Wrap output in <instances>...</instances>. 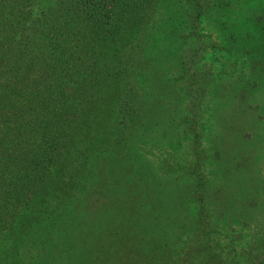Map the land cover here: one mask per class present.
Returning <instances> with one entry per match:
<instances>
[{
  "label": "rangeland",
  "instance_id": "1",
  "mask_svg": "<svg viewBox=\"0 0 264 264\" xmlns=\"http://www.w3.org/2000/svg\"><path fill=\"white\" fill-rule=\"evenodd\" d=\"M144 7L130 50L142 112L94 169L90 230L148 264H264V0Z\"/></svg>",
  "mask_w": 264,
  "mask_h": 264
},
{
  "label": "trees",
  "instance_id": "2",
  "mask_svg": "<svg viewBox=\"0 0 264 264\" xmlns=\"http://www.w3.org/2000/svg\"><path fill=\"white\" fill-rule=\"evenodd\" d=\"M142 12L144 0H0V264L149 263L112 235L100 247L85 217L94 169L142 112L130 54Z\"/></svg>",
  "mask_w": 264,
  "mask_h": 264
}]
</instances>
